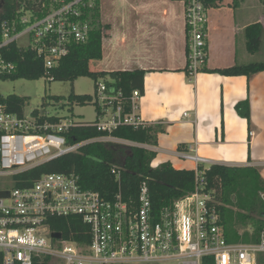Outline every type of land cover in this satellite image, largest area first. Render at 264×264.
<instances>
[{
  "label": "built area",
  "instance_id": "built-area-1",
  "mask_svg": "<svg viewBox=\"0 0 264 264\" xmlns=\"http://www.w3.org/2000/svg\"><path fill=\"white\" fill-rule=\"evenodd\" d=\"M183 3L189 43L186 71L193 78L203 72L207 61L206 13L211 7H206L204 0ZM95 4L94 0H48L42 8H48L43 17L28 13L18 21L21 28L3 23L0 79L17 70L2 50L24 38L27 44L20 47L32 49L44 61L45 76L53 81L52 71L74 44L88 42L94 29L91 16ZM111 83L100 80L94 90L95 111L98 107L95 123L71 118L51 122L33 113L18 114L0 97V264H35L46 258H51L48 264L55 260L64 264H203L208 259L213 264H264V228L257 243L233 244L226 239L222 218L210 207L212 199L206 192L205 165L213 163L197 155H181L197 164L195 190L164 208L156 222L147 183L140 187L137 207L124 198L120 168L113 170L119 189L111 199L84 189L75 173L43 174L34 181L24 176L61 156L77 153L84 145L118 141L106 137L70 143V131L78 125L107 133L120 127L151 126L139 109L143 93L133 92L128 111L123 93L109 87ZM183 116L189 117V112ZM259 196L264 201V192ZM70 216L80 217L89 227L90 242L77 243L63 235L61 240L52 238L48 220Z\"/></svg>",
  "mask_w": 264,
  "mask_h": 264
},
{
  "label": "trees",
  "instance_id": "trees-1",
  "mask_svg": "<svg viewBox=\"0 0 264 264\" xmlns=\"http://www.w3.org/2000/svg\"><path fill=\"white\" fill-rule=\"evenodd\" d=\"M94 1L96 4L91 16L94 29L89 35L88 42L74 44L69 55L60 61L57 69L52 71V82H71L74 84L79 78L85 77L95 80L96 89L100 80H110L112 83L108 84V86H114L116 90L123 93L125 109L129 111L130 98L133 92L138 90L143 95L145 93L144 80L146 73L140 70L112 71V73L91 71L90 64L93 61L100 62L103 59V37L109 30L108 26L100 24V2ZM173 1L183 2L184 0ZM227 1H232V5L236 6L238 0H204V3L208 8H219ZM44 2L48 3V0H0V43L2 41L3 23L10 22L19 25V13L25 15L26 13H33L38 17H43L47 14L49 8L48 4V8L45 11L42 9ZM19 27L21 28L20 25ZM262 30L263 25L260 22L250 25L245 29L244 34H246L247 38L246 47L248 52L252 54L257 53L261 44ZM186 53L189 55L188 44ZM2 54L4 58L17 66L16 72L4 79L12 81H19L21 79L39 81L41 78H46L44 61L41 58H37L36 53L32 49L19 48L16 43H13L3 49ZM202 71L226 77L245 76L250 81L258 73L264 72V64L239 65L221 70L203 68ZM56 100L60 101L61 98L57 97ZM3 101L8 104L11 111L22 114L27 99L11 95ZM68 101L71 106L97 105L93 96L77 95L75 93L69 96ZM235 107L238 116L247 121L249 135H251L252 106L249 100L242 101ZM96 111H98V107ZM33 114L37 117L40 115L36 111ZM41 119L58 122L62 118L43 116ZM160 131L159 128L151 126L146 129L120 127L114 130L113 133H107L101 132L93 126L78 125L76 128L71 129L69 141L73 143L75 141L110 137L140 145H154L156 143V136ZM110 145L111 143L99 141L84 145L80 147L77 153L61 156L59 159L50 161L24 176L34 181L39 179L43 174L75 173L80 176V184H82L84 189L99 192L103 197L111 199L119 189V183L116 181L113 170L120 168L122 170L120 183L124 198L126 201L134 202L137 207L139 204L140 187L142 184L147 183L152 203V217L155 219V222L159 219L158 216H160L164 208H170L175 202L188 196V194L195 190L194 170H179L174 168L171 163L153 167L151 163L156 158L155 151L132 146L131 153L123 156L118 155L116 151L113 152L109 147ZM204 176L208 180L206 192L210 194L212 199L210 207L215 208L220 214L223 227L228 224L229 220L235 219L231 209L233 205L246 209L249 212V214L243 215L242 219L238 216L236 221L238 223H247L253 214H257L260 217V220L252 218L254 220L251 221L253 225L252 234L243 232V236L241 237L234 229L235 231L227 235L224 228L228 240L235 243L259 242L264 228V201L259 196L260 192H264V179L260 171L257 168L249 166L231 167L213 164L205 168ZM48 221L51 230L56 233H62L65 239L77 243L90 242V229L80 217L50 218ZM50 259L46 258L43 262L37 260L35 264H48ZM203 264H213L212 259L205 260Z\"/></svg>",
  "mask_w": 264,
  "mask_h": 264
},
{
  "label": "crops",
  "instance_id": "crops-1",
  "mask_svg": "<svg viewBox=\"0 0 264 264\" xmlns=\"http://www.w3.org/2000/svg\"><path fill=\"white\" fill-rule=\"evenodd\" d=\"M121 1L129 5L124 15L128 19L127 26L130 31L137 33L142 31V33L156 35L157 31L162 30L163 36L161 37L165 38V33L168 35L172 33L170 30L171 23L178 24L181 20L184 41L178 34H173V46H168L166 50L160 53H153L151 49L154 48L152 47L143 52L137 45L136 48H133L132 57L126 61L127 65L123 64L124 67L111 69L110 72L103 70L107 73L132 70H140L146 73L145 93L139 105L140 113L145 121L151 122V127L161 130L156 136L154 145H140L117 140L155 151L156 158L152 162L155 167L157 160L159 166L171 163L174 168L179 170H195L197 168L196 163L181 158L182 154L187 153L197 155L213 164L231 167H241L242 164L254 167L253 164L259 163L264 157V72L258 73L250 81L245 76L226 77L205 72L190 79L185 70L188 61L186 53L188 40L185 17L183 16L184 8L183 10L182 8L178 9L173 2L169 5L170 0ZM234 11H236L235 8ZM258 22L260 21L258 20ZM209 23L210 19L208 26ZM260 23L264 28L263 22ZM212 24L215 22L212 21ZM104 25L108 26L110 31L112 30L110 23L107 22ZM232 26L231 28L226 27L228 28L226 31H231L233 34L232 44L234 45L231 52L238 56L236 39L239 34L237 33L244 32L248 24L239 28V31L237 30V22ZM175 29L177 30L176 33L180 31L178 27ZM110 31L108 30L106 34ZM224 31L222 27L218 34L223 36ZM207 35L208 39L209 32ZM123 38L125 40L126 35H123ZM208 42L206 53L210 55ZM113 44L114 41L111 38L106 43V47L103 45V52L104 48L107 50L113 47ZM120 45L125 44L122 45L121 43ZM209 59L207 57V63ZM207 63L204 68L208 70L234 67L224 66L213 69L208 67ZM247 99L252 106V126L250 128L252 138L250 143L247 141L249 134L247 121L238 116L235 107ZM186 111L189 112L190 116L184 118L183 114ZM189 165L193 168L188 167ZM236 231L241 237L243 232H248L240 228H237ZM249 234H252V231ZM225 236L228 240L227 235ZM228 242L244 244L229 240Z\"/></svg>",
  "mask_w": 264,
  "mask_h": 264
},
{
  "label": "rangeland",
  "instance_id": "rangeland-1",
  "mask_svg": "<svg viewBox=\"0 0 264 264\" xmlns=\"http://www.w3.org/2000/svg\"><path fill=\"white\" fill-rule=\"evenodd\" d=\"M100 2V24L105 26V23H110L112 25V30L106 34L103 38V45L106 47V43L111 40L114 41V46L108 48L107 50L104 48L103 59L99 61H93L90 64L91 71H103L107 70L108 72L111 69H117L118 67H124L126 61L132 57L133 48L138 47L146 52L148 48L154 52L160 53L161 51L166 50L168 46H173V34H178L179 37L184 41V35L182 34V21L179 20V23L172 22L170 30L172 33H165V38H162V30L157 31L156 35H149L148 33L142 31L137 33L135 31H130L127 26V20L125 18V11L128 9L126 3L121 0H97ZM175 3L174 6L178 7V9L183 10L184 3L176 2L170 0L171 3ZM232 1H227L221 5L219 8H210L207 10L206 16L208 17V22L210 19V23L207 29L209 32V38L206 39L210 46V55L207 53V57H209V62H205L208 64L210 68H221L224 66H239V65H247V64H264V28L262 30L261 36V44L256 54H252L248 52L246 46L247 38L244 32H238V37L236 39V53H232V37L233 34L231 31H226V27H233L237 22V30L241 28L243 25L248 24L254 25L258 22H263L264 24V0H238L236 6L232 5ZM231 5V6H229ZM221 8V9H220ZM234 8L236 11H234ZM231 10V11H230ZM1 11V4H0ZM184 14V12H183ZM236 15V16H235ZM19 18L27 17L28 14L19 13ZM184 16V15H183ZM185 21V19H184ZM212 21L215 24H212ZM250 24V25H249ZM186 25V21H185ZM175 27H178L180 30L178 33ZM224 28L223 36L219 35V31L221 28ZM239 31V30H238ZM123 35H126L124 40ZM138 35V36H137ZM124 40V41H123ZM188 42V41H187ZM206 42V43H207ZM125 44L121 46L120 44ZM18 46H25L27 44L26 39H20L18 41ZM189 44V43H188ZM207 52V51H206ZM245 54V56H244ZM203 70V69H202ZM187 72V71H186ZM188 77L191 79L189 72H187ZM96 82L91 78H79L74 84L71 82H52L47 78H41L39 81H28L21 79L19 81H12L10 79H0V97H9L11 95L24 97L27 99V102L23 108L24 113L27 115L32 114L34 111L38 112L41 116L44 117H55V118H71L81 122H91L95 123L97 121L95 105H86L79 106L74 105L71 106L68 98L71 94L75 93L77 95H94ZM60 97L61 100L57 101L56 98ZM250 134V132H249ZM248 134L247 141L251 142L252 136ZM250 136V137H249ZM104 143H111L109 146L110 149L114 152L116 151L118 155H129L131 153V148L134 144H127L124 142L116 141L115 139H107L103 141ZM251 145V144H249ZM137 147V146H136ZM191 154V153H189ZM250 160V158H249ZM156 167L159 166V162L156 160ZM207 167L209 164L206 165ZM247 166L246 164L240 165ZM255 168H257L264 177V157L260 160L259 163L253 164ZM193 168L192 166H188ZM262 177V178H263ZM264 179V178H263ZM246 198H248L246 196ZM250 200V199H249ZM233 211V216L235 217L229 220L228 224L225 225L226 233H232L237 228L242 230H246L248 232H253V225L251 221L260 220V217L257 214L251 215L247 223H238L237 217L240 219L243 218V215L249 214L246 209L239 208L236 205L231 206ZM253 218V219H252ZM238 223V224H237ZM237 224V225H236ZM235 229V230H234ZM52 264H64L63 261L55 260Z\"/></svg>",
  "mask_w": 264,
  "mask_h": 264
},
{
  "label": "water",
  "instance_id": "water-1",
  "mask_svg": "<svg viewBox=\"0 0 264 264\" xmlns=\"http://www.w3.org/2000/svg\"><path fill=\"white\" fill-rule=\"evenodd\" d=\"M5 195H7V194L5 193V194H3L2 196H5ZM52 238H55V239H59V240H61V238H62V233L60 234V233H56V232H54V233L52 234Z\"/></svg>",
  "mask_w": 264,
  "mask_h": 264
}]
</instances>
